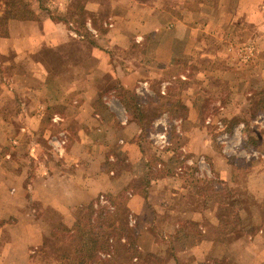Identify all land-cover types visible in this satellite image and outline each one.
<instances>
[{
	"label": "rangeland",
	"instance_id": "obj_1",
	"mask_svg": "<svg viewBox=\"0 0 264 264\" xmlns=\"http://www.w3.org/2000/svg\"><path fill=\"white\" fill-rule=\"evenodd\" d=\"M24 1L34 13L38 7L46 6L48 3L52 5V2L55 3L54 11L57 12L59 8H64L65 3L71 2L70 9L65 13L67 15L62 13L57 15V18L75 21L74 29L77 33L84 35L88 39L86 44L90 45L88 29L81 25L79 18L71 11L77 1ZM109 1L113 3L117 0ZM154 1L150 0V2ZM5 5V1L0 0L1 13H4ZM109 8L111 9L106 8L101 13L98 20L100 23L96 25L97 32L102 36L103 41L111 21L106 18L123 14L121 11L115 14L116 10H113V7ZM183 12L186 13V11ZM85 16L83 14L84 22H86ZM170 25L168 24L164 29L166 33H161L164 34L168 45L158 42L154 36L146 41H140L136 39V34L135 38L130 40L127 49L114 48L111 51L116 55L114 61L117 66L118 63L130 61L131 64L129 63L128 66L134 67L125 66L124 73L119 75L112 73L109 79H100L102 91L95 110L106 125H119L130 119L142 132L141 145L148 163L145 159L143 160L148 167H151L152 175L155 177L157 174L172 172L173 177L179 175L180 178L194 179L193 183L196 185L187 184V191L184 192L187 197L189 193H198L205 198L203 199L205 201L197 198V202L191 206L185 204L184 213L187 215L185 214V218L182 219L180 231L169 239H165L160 234L157 235L152 230L150 238L146 240L149 242H144L147 248L138 247L142 254L140 260L138 261L139 255H137L132 263L168 264L172 257L176 259L181 252L189 249L188 237L194 234L198 236L196 239L193 238L196 244L202 243L204 238L225 243L237 234L243 241L235 248L241 247L243 262L264 264V253L257 255L261 259H256L252 263L256 257L254 248L256 246L259 248L260 245H249L250 237L255 238L261 230L264 232V60L257 58L255 45L251 43L235 44L229 47L228 56L224 57L223 52L212 51L213 41L206 43L205 48L202 42L192 46L190 41L188 46L178 43L180 45L177 46V50L180 55L187 57H181L177 71H172L169 65L176 44L173 43L171 47L172 43L169 39L171 34L178 32L184 35V33L180 32L179 26ZM68 28L73 27L68 26ZM62 29L64 31L65 27ZM172 30L177 31L173 33ZM5 32L8 33V26L0 25V37L5 42L0 46V49L3 47V51L0 52V192H14L12 187H15L16 181L25 182L26 193L30 199L28 210L30 209L33 213L31 220L33 228L36 229L34 231L36 241L29 244L27 251L30 264H63L64 261L61 258L69 253L70 237L64 236L60 231L64 227L71 230L77 222V214L74 210L68 216L62 217L48 206L31 201L34 181L46 176L47 165L59 164L60 157L53 150L52 144L47 141L48 138L27 130L26 116H44V123L49 128L54 124L55 114L65 116V106L50 103L51 98L56 95H53L52 91L44 90L46 85L44 68L48 67L44 63L49 60L55 63L53 59L58 57L61 60V57L73 58L74 48L79 49L81 45L76 41H70L56 49L43 47L38 54L26 56L18 51V46L14 48L6 43L8 35H3ZM176 38L181 37L179 35ZM190 39L194 40L192 37ZM101 47L105 48L106 42H102ZM216 47L220 49L217 43H215ZM207 48L210 51H206ZM125 55L126 57H123ZM158 62H161L163 69L166 70L161 73V76L157 74L159 77H155L154 74L160 67ZM30 67L33 72L26 76L28 74L25 71ZM124 85L128 87L125 88ZM105 86L106 88L103 89ZM54 125L51 129L57 132L58 125ZM65 126V129L71 133L77 132L75 123ZM160 135H164L165 138L159 139ZM57 137L61 138L59 135ZM116 145L114 149L109 148L110 151L105 149V153L108 152L110 153H107L108 155L118 158L119 163L112 168L116 175L127 174L122 179L126 183L130 174L136 172L138 175L145 171L144 163L140 160L135 163L125 162L126 158ZM221 170L229 172V175L226 174V181L221 179ZM114 190L110 197L106 194L100 195L97 203L94 204L95 209L104 208L110 213L114 212L107 217L108 223L120 224L122 220L120 217H125L128 227L138 234L139 230L131 226L129 219L128 190L121 191L118 187ZM102 197L107 199L111 207L101 205ZM111 201L115 207L111 205ZM204 206L205 216L201 218L203 223L201 221L200 223L206 227V234L198 225L191 222L189 215L192 212L188 211L189 209L202 210ZM11 209L9 205L0 202V227L5 224H8V227L13 225L10 221ZM114 210L117 211L116 214ZM12 218L15 219L13 216ZM116 218L119 220L115 221ZM216 221L220 223L214 228L213 224ZM48 226L51 228V233ZM43 227H45V237L47 234L54 241L65 244L66 251L58 247L47 249L46 245L42 246L43 243L38 242L42 236L40 233ZM54 231L60 239L54 237ZM187 234L192 235L187 236ZM138 237L134 235V238H137V245ZM113 240L116 248L114 255L116 253L117 258L109 264H122L126 257V243L122 240L119 243L118 237ZM37 243H39L38 246H35ZM156 243L163 246L153 253L152 246ZM212 252L213 250L206 247L199 252L192 251L189 256L197 264H238L240 262V260H234L240 257V254L236 256L234 252L225 253L223 249L224 254L220 258H215ZM99 259L108 260L109 258L105 259L100 255ZM193 261L186 260L178 264H194Z\"/></svg>",
	"mask_w": 264,
	"mask_h": 264
},
{
	"label": "crops",
	"instance_id": "obj_2",
	"mask_svg": "<svg viewBox=\"0 0 264 264\" xmlns=\"http://www.w3.org/2000/svg\"><path fill=\"white\" fill-rule=\"evenodd\" d=\"M70 3H65L64 8H59L57 12L54 11V2L52 5L49 3L46 6L43 5L40 7L41 9L38 7L35 12L37 17L35 22L12 20L8 23L6 43L14 48L18 46V51L26 56L38 54L43 47L56 49L70 41H76L81 45L79 49L74 48L73 58L61 57V60L58 57L53 59L55 63L50 60L44 63L48 66L44 68V82L46 83L44 90L52 91V94L56 95L51 98L50 103L65 106V111L63 110L65 116L55 114V119H53L54 124L58 125L57 132L51 129L55 126L54 124L50 128L47 127L44 123V116H26L27 130L48 138L47 141L52 144L53 150L60 157L59 164H48L47 175L34 181L31 201L48 206L65 217L80 207L96 204L98 197L102 194L110 197L116 187L121 191L127 189L129 196L127 208L131 226L139 230L138 245L140 249H145L144 242L150 238L152 230L157 235L160 234L165 239H169L180 231L182 219L185 218V214L187 215L184 213L186 211L185 204L191 206L198 199L205 198L199 196L198 193H189L187 197L184 192L187 191V184L196 185L193 183L194 179L180 178L179 175L173 177L172 172L162 174V177H153L151 167H148L143 160L145 159L148 163L143 148L140 147L142 132L129 118L128 122L125 120L119 125H106L103 123L102 117L96 114L95 105L98 103L102 91L100 90V79H109V75L112 73L117 75L124 73L125 66L127 67L130 63V61L129 63H118L117 66L114 61L116 55L111 51L114 48L127 49L130 40L135 38L136 34V39L140 41H146L154 36L158 42L168 45L164 34L161 33L165 31L168 24H171L170 26H179L180 32L184 33V35L178 32L171 34L169 39L172 43L171 47L173 43L176 44L169 65L172 71H177L181 57H187L180 55L177 50V46L180 45L178 43L188 46L190 41H192V46L202 42L204 48L207 47L206 43L213 41L212 49H214L212 51H221L224 57L228 56L229 47L231 48L235 44L251 43L255 45L257 58L264 60V0H178V2L176 0H155L154 2L117 0L113 3L109 0L106 2L91 0L84 5L90 45L86 44L88 39L74 29L75 21L57 18V15L62 13L67 15L65 13L70 9ZM109 7L116 10L115 14L121 11L123 17L113 15L106 18L111 21L108 33L104 36L106 37L105 41H103L102 36L97 32L96 25L100 23L98 20L101 13L106 8L111 9ZM2 13L0 12V15ZM40 26L42 27L40 28ZM68 26L73 28L70 29ZM175 31L177 30H172L173 33ZM176 35H180L181 38H176L178 37ZM190 37L194 40H191ZM102 42H106L105 48L101 47ZM215 43L220 45V49L215 48ZM4 44L3 38L0 37V46ZM83 44L85 45L83 46ZM1 51H3V47L0 49ZM206 51H210V49L207 48ZM158 64L160 67L157 68L155 77L161 76V73L166 70L163 69L161 62ZM131 67L134 66L131 65ZM31 69V67L26 69L25 72L28 74L26 76L33 72ZM157 74L160 75L157 76ZM124 87L127 88L128 85H124ZM105 88L106 86L103 89ZM70 114L75 116H69ZM71 123L77 125L76 133L65 129V125ZM58 135L61 138L57 137ZM58 142L62 144L60 148H57ZM114 145L120 148L126 158L125 162L135 163L140 160L144 163L145 171L138 175L136 172L130 174L128 182L124 183L122 179L127 174L116 175L112 168L119 163L118 158L108 155L110 154L108 152L105 153V149H114ZM226 172V170L220 171L221 179H225V181L227 180L226 176L229 175V172ZM148 174L150 175L148 176ZM12 188L14 192H0V202L12 208L10 221L13 222V225L11 224L9 227L8 224L0 227V264H30L27 251L30 247L29 244L36 241L34 234L36 229L33 228L31 220L33 213L30 209L28 210L30 199L26 193L25 182L16 181L15 187ZM181 200L184 202L181 203ZM204 209L205 206L202 210L189 209L188 211L192 212L189 215L191 222L198 225L206 234L207 229L203 227L201 219L205 216ZM20 215H22L21 218ZM219 223L218 221L214 222V228L219 226ZM44 228H42V233H40L42 236L38 242L43 243L42 246L46 245L47 249L58 247L66 251L65 244L54 241L47 234L45 237ZM47 228L50 231V226ZM208 232H210L209 229ZM262 234L264 232L261 230L255 238L250 237V246L260 245L259 248L257 246V249L254 248L256 257L252 263L256 259H261L257 255L264 253V236ZM190 235L192 234H187V236ZM200 236L203 235L200 234ZM193 238V235L188 237L189 249L181 252L176 259L172 257L168 264H178L181 261L183 263L186 260L191 262L193 260L190 259L189 254L192 251H202L206 247L213 250L212 255L215 258H220L224 254L223 249L225 253L234 252L236 256L240 254V257H236L234 260H240L238 264H245L241 257V247L235 248L243 241L242 237L238 238L237 234L225 243L213 242L204 238L202 243L196 244ZM162 246L163 244L160 243L154 244L152 246L153 253H156L157 249ZM10 259L12 260L10 261ZM193 262L197 264L195 261Z\"/></svg>",
	"mask_w": 264,
	"mask_h": 264
},
{
	"label": "trees",
	"instance_id": "obj_3",
	"mask_svg": "<svg viewBox=\"0 0 264 264\" xmlns=\"http://www.w3.org/2000/svg\"><path fill=\"white\" fill-rule=\"evenodd\" d=\"M4 1L6 8L3 16L0 18V23L2 22V24H0L1 26H8V23L12 20L34 22L37 20L36 14L24 0ZM76 1V6L71 11L74 16L79 18L78 20H80L81 25L86 27V22L83 20L84 5L91 0ZM138 1L150 2V0ZM3 35H8V33L5 32ZM140 147H142V145ZM149 175L150 174H148V176ZM158 177H162V175H155V178ZM111 202V205L114 206L113 201ZM116 212L117 211H115V214ZM109 213L110 212L104 208L96 210L94 204L80 207L76 210L77 222L72 226L71 230L64 227L60 231L64 236L68 235V237H70L68 240L69 253L61 258L64 261L63 264H109L110 262L115 261L117 258L116 253L114 255V249L116 252V248L114 246L113 238L115 237L119 238V243L121 240L126 243V257L122 264H133L132 260L137 258V255H139L138 261L140 260L142 254L138 248L139 246L136 244L137 238H134V235L138 236V234L136 231L128 227V224L126 223L127 220H125V217L123 218V216L120 217V219L122 218L120 224L106 222L107 217L111 216V213L113 214L114 212ZM117 220H119V218L115 219V221ZM53 235L55 238L60 239L55 234V231ZM193 236L195 239L198 237L195 234ZM100 255L105 257V259H109L101 260L99 259ZM144 264L148 263L145 262ZM149 264H154V262H149Z\"/></svg>",
	"mask_w": 264,
	"mask_h": 264
},
{
	"label": "built area",
	"instance_id": "obj_4",
	"mask_svg": "<svg viewBox=\"0 0 264 264\" xmlns=\"http://www.w3.org/2000/svg\"><path fill=\"white\" fill-rule=\"evenodd\" d=\"M159 137V139H163V138H165V136L164 135H160V136H158ZM58 144V147L57 148H60L61 147V145L62 144H60L59 142L57 143ZM100 203H101V205H109L110 206V204L108 203V201H107V199L105 198V197H102L101 198V201H100ZM111 207V206H110Z\"/></svg>",
	"mask_w": 264,
	"mask_h": 264
}]
</instances>
